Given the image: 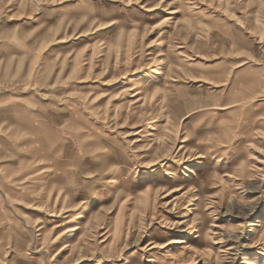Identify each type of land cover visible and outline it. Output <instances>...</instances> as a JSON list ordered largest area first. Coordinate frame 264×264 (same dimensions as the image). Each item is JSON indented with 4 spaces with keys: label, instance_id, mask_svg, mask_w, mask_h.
<instances>
[{
    "label": "rangeland",
    "instance_id": "obj_1",
    "mask_svg": "<svg viewBox=\"0 0 264 264\" xmlns=\"http://www.w3.org/2000/svg\"><path fill=\"white\" fill-rule=\"evenodd\" d=\"M0 264H264V0H0Z\"/></svg>",
    "mask_w": 264,
    "mask_h": 264
}]
</instances>
